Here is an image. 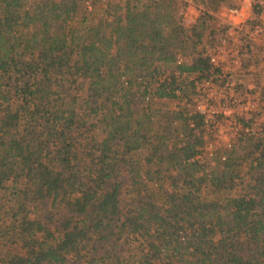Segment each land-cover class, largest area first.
<instances>
[{
  "label": "trees",
  "instance_id": "16d2710c",
  "mask_svg": "<svg viewBox=\"0 0 264 264\" xmlns=\"http://www.w3.org/2000/svg\"><path fill=\"white\" fill-rule=\"evenodd\" d=\"M86 1L0 0V264H264V140L201 164V119L165 105L192 93L175 71L210 73V12L185 30L174 0H121L88 24Z\"/></svg>",
  "mask_w": 264,
  "mask_h": 264
},
{
  "label": "built area",
  "instance_id": "2783aa9c",
  "mask_svg": "<svg viewBox=\"0 0 264 264\" xmlns=\"http://www.w3.org/2000/svg\"><path fill=\"white\" fill-rule=\"evenodd\" d=\"M235 1L210 11L220 30L212 43L202 46L210 73H174L192 91L188 99L174 104L181 103L180 109L184 106L201 119L204 144L194 161L210 167L227 161L241 140H264V0ZM194 2L186 0L187 5ZM204 12L200 9L193 20L185 6L179 11L181 27L190 30ZM191 62L192 57L177 56L178 66ZM167 77L169 72H164L161 78ZM175 94L181 96L180 90Z\"/></svg>",
  "mask_w": 264,
  "mask_h": 264
},
{
  "label": "rangeland",
  "instance_id": "374dc122",
  "mask_svg": "<svg viewBox=\"0 0 264 264\" xmlns=\"http://www.w3.org/2000/svg\"><path fill=\"white\" fill-rule=\"evenodd\" d=\"M195 2L193 3V5L186 3V0H174V4L173 7L176 8L177 12L175 13V17L174 20L176 21L178 26H181V20L179 18V11L184 8L185 6H188V10L191 14H189L190 17H193L191 19H195L196 17L199 16L200 13V9H202L203 11L205 10L206 12H210L208 9V6L206 3H200L197 2V0H194ZM92 2H95L96 5L93 6ZM227 2L229 3H234L237 2L235 0H227ZM120 3V4H119ZM123 6V3L121 0H88L86 2H84V7L82 8V14L84 15L86 22L88 24H92V22H108L107 19H112L113 15H115L116 13V8L117 6ZM200 7V8H199ZM199 8V9H198ZM132 12L136 13L137 12V6L134 7V9H132ZM202 18V17H201ZM201 18L198 19L197 24L199 25L201 24ZM113 22V21H112ZM110 22V23H112ZM195 25V26H196ZM194 26V27H195ZM208 28H207V32H208ZM206 32V33H207ZM205 33V34H206ZM86 91H87V87L85 86V84L83 83L82 89L80 90L79 93H76V99L79 101L81 99H84L85 95H86ZM163 106H164V102H162ZM166 107L171 110L176 108V105L174 104V102H170V103H165ZM251 144L249 145L250 148H252V142L250 141ZM229 156V154H228ZM250 161L251 158L245 161H242V167L241 169V173H242V177H243V182H248L250 177L248 175V169H249V165H250ZM218 161H215V164ZM211 189V188H208ZM211 192V190H210ZM243 192V185H239L235 191H232V195H239ZM209 196L210 194L208 192H206ZM5 193L0 194V199H2V208L0 209V213L4 214L6 208L4 209V203H6L7 201V197H4ZM213 197L215 199H219L221 196L219 193H214Z\"/></svg>",
  "mask_w": 264,
  "mask_h": 264
}]
</instances>
